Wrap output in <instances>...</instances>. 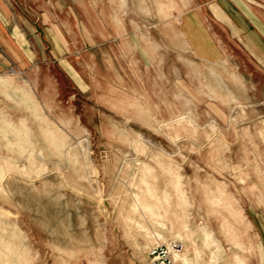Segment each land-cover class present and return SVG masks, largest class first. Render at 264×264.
Wrapping results in <instances>:
<instances>
[{"label": "rangeland", "instance_id": "374dc122", "mask_svg": "<svg viewBox=\"0 0 264 264\" xmlns=\"http://www.w3.org/2000/svg\"><path fill=\"white\" fill-rule=\"evenodd\" d=\"M159 89L142 97L154 101L103 107L83 97L54 114L0 92V264H148L150 250L165 242L138 227L134 196L146 180L176 203L177 179L193 202V224L209 218L223 248L237 252L212 213L221 212L235 232L247 228L246 263L261 264L264 232L249 224V202H262L264 127L250 133L249 103H215L212 88L174 85L168 97ZM224 185L238 220L209 201ZM169 242L206 264L210 252L198 257L196 246Z\"/></svg>", "mask_w": 264, "mask_h": 264}, {"label": "crops", "instance_id": "0c3cea01", "mask_svg": "<svg viewBox=\"0 0 264 264\" xmlns=\"http://www.w3.org/2000/svg\"><path fill=\"white\" fill-rule=\"evenodd\" d=\"M174 85L249 103V132L264 127V0H0L5 96L54 114L83 97L154 101L147 93L168 97ZM261 195L249 224L264 232Z\"/></svg>", "mask_w": 264, "mask_h": 264}, {"label": "bare ground", "instance_id": "6f19581e", "mask_svg": "<svg viewBox=\"0 0 264 264\" xmlns=\"http://www.w3.org/2000/svg\"><path fill=\"white\" fill-rule=\"evenodd\" d=\"M23 148V146H19L20 150ZM145 172L146 176L147 174H151L152 168L145 166ZM142 184L143 193L142 195L136 194L134 196L132 212L140 216L139 221L136 223L139 228L146 230V235L149 237V240L156 238L157 240L167 243L170 239H175L186 245H194L196 246L195 254L198 257H202L203 254H206V251L210 252L204 262L206 264H247L242 254H240L241 252L249 253L251 251L249 249V237L246 234L247 228L244 227L241 233L235 232L234 230H236V228L225 225L227 219L221 212H212L216 214L214 216L215 219L221 220L223 229L226 230L225 234L229 236L228 238L231 240V246L238 249L237 252L232 249H230L231 251H226L215 236L209 223V218L207 220L204 216L199 215L200 219H203L204 224L199 222L196 225L193 224V215L189 211L193 202L185 195L183 190H181L179 179L174 182L177 199L176 203L172 201V194L167 189L159 193L156 186L152 183L143 180ZM220 191H223L221 195L217 196L212 194L209 197L210 203L221 206L224 210L231 213L235 220H238L239 217L242 218V213L234 208L237 203L231 201L229 195L226 194V185H224ZM146 221L150 222L152 227H154L155 231L153 233L143 225ZM151 241H149V243ZM212 246H214L213 249ZM226 255L229 256V260L225 263L223 260ZM173 258L176 262L183 261L186 264H201V262L191 263L187 255L183 253H177Z\"/></svg>", "mask_w": 264, "mask_h": 264}, {"label": "built area", "instance_id": "2783aa9c", "mask_svg": "<svg viewBox=\"0 0 264 264\" xmlns=\"http://www.w3.org/2000/svg\"><path fill=\"white\" fill-rule=\"evenodd\" d=\"M182 251V245L178 242L159 244L149 252L148 264H175L173 257Z\"/></svg>", "mask_w": 264, "mask_h": 264}]
</instances>
